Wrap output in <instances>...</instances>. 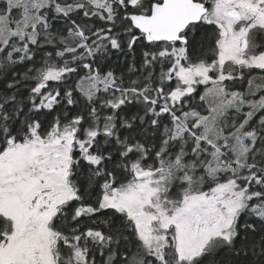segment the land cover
I'll list each match as a JSON object with an SVG mask.
<instances>
[{
	"label": "snow or ice",
	"instance_id": "obj_1",
	"mask_svg": "<svg viewBox=\"0 0 264 264\" xmlns=\"http://www.w3.org/2000/svg\"><path fill=\"white\" fill-rule=\"evenodd\" d=\"M0 264H264V0H0Z\"/></svg>",
	"mask_w": 264,
	"mask_h": 264
}]
</instances>
